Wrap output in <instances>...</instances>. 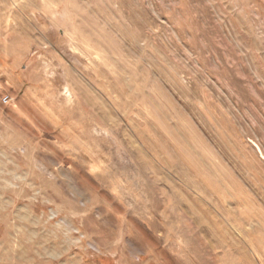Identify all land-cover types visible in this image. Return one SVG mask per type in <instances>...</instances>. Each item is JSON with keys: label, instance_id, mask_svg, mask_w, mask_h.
Instances as JSON below:
<instances>
[{"label": "rangeland", "instance_id": "obj_1", "mask_svg": "<svg viewBox=\"0 0 264 264\" xmlns=\"http://www.w3.org/2000/svg\"><path fill=\"white\" fill-rule=\"evenodd\" d=\"M0 264H264V0H0Z\"/></svg>", "mask_w": 264, "mask_h": 264}, {"label": "built area", "instance_id": "obj_2", "mask_svg": "<svg viewBox=\"0 0 264 264\" xmlns=\"http://www.w3.org/2000/svg\"><path fill=\"white\" fill-rule=\"evenodd\" d=\"M1 101L3 104H8L11 101V97L8 94H6V95L1 97Z\"/></svg>", "mask_w": 264, "mask_h": 264}]
</instances>
